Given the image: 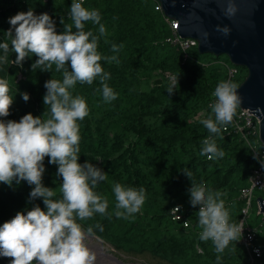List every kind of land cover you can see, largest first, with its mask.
Wrapping results in <instances>:
<instances>
[{"label":"trees","instance_id":"1","mask_svg":"<svg viewBox=\"0 0 264 264\" xmlns=\"http://www.w3.org/2000/svg\"><path fill=\"white\" fill-rule=\"evenodd\" d=\"M71 2L0 0V42H8L10 48L9 63H0V78L8 81L9 95L13 97L10 115L0 119L19 121L27 113L42 116L47 110L43 103L45 82L63 79L62 71H56L55 65L50 71H33L34 56L26 59L22 67L11 65L15 53L5 34L10 27L9 17L29 8L36 14L47 12L55 21L57 32H63L61 18L65 24H72ZM156 5L157 0H86L83 4L100 13V23L106 29L101 36L99 25L88 21L85 31L91 30L99 37L98 52L102 56H116L118 63L100 61L104 71L110 73L106 83L117 94L115 100L105 102L99 77L91 85L77 82L70 89L73 97H82L88 107V115L78 121L79 162L88 160L107 173L95 189L107 199V213H95L77 223L84 230L92 228L93 234L118 249L148 252L167 264H264V252L252 262L241 240L231 241L222 253L215 251L211 240L201 241L202 229L196 213L199 206H191L188 191L195 183L220 192L229 211V222L238 224L245 205L241 190L249 185L256 156L250 144L235 131L233 120L219 134L210 133L201 121L209 116L214 119L209 105L214 101L217 85L231 81L239 86L248 69L238 66V73L231 78L228 56L201 53L197 45L184 49L169 40L176 34L171 19ZM72 30L76 31L74 26ZM113 44L122 47L113 52ZM3 55L0 49V56ZM167 73L178 77L171 94L167 91L172 85ZM22 93L29 94L27 102ZM49 115L46 111L42 119ZM209 137L224 152L222 158L209 160L200 154L202 141ZM251 140L255 142L257 135ZM44 165L43 184L54 189L53 199H60L62 178L56 175L57 166L49 164L47 157ZM184 170L191 173V179ZM115 184L145 189L139 212L126 219L116 217ZM31 188L26 181L13 182L11 187L0 184V224L34 205L45 208L42 198L29 200ZM260 196L264 197V189L255 190L256 211ZM177 205L184 206L187 227L184 220H175L170 213ZM258 243L264 249V228L259 232ZM0 264H10L9 259L0 257Z\"/></svg>","mask_w":264,"mask_h":264},{"label":"clouds","instance_id":"2","mask_svg":"<svg viewBox=\"0 0 264 264\" xmlns=\"http://www.w3.org/2000/svg\"><path fill=\"white\" fill-rule=\"evenodd\" d=\"M224 11L229 17L235 13L231 0ZM69 17L72 24H65L61 18L64 30L57 32L52 16L47 12L36 14L29 8L9 17L10 27L5 31L11 40V52L15 53L11 65L22 67L26 59L34 56L33 71L37 68L50 71L55 65L56 71H62L63 75L62 81L52 78L44 84L47 91L43 103L49 118L42 119L45 111L42 116L27 113L19 121L0 119V184L11 187L13 182L26 181L32 186L29 200L42 198L45 206L42 209L37 204L26 213L18 211L0 224V257L9 259L10 264H96L97 261L96 252L86 243L93 230L88 228L85 231L77 220L90 219L95 213H107V199L95 191L107 173L88 160L79 162L78 121L88 115V107L82 97H73L70 89L77 82L91 85L99 77L105 102L115 100L117 94L106 83L110 73L104 71L100 61L118 63V60L116 56H102L98 52L99 37L91 30L85 31V23L91 21L99 25L101 36L105 34L106 29L100 23L101 16L97 10L85 8L83 0H72ZM73 26L76 31L72 30ZM217 30L225 35L230 31L219 26ZM119 47L113 44L112 51L117 52ZM0 49L4 53L0 56V63H9V43L0 42ZM176 85L178 77L173 79L167 91L173 93ZM237 88L231 81H221L217 85L213 92L215 102L209 105L214 119L209 116L201 121L210 133L219 134L222 127L232 122L241 102ZM9 91L8 81L0 78V118L10 115L13 97ZM21 95L25 102L30 98L28 93ZM202 145L200 154L209 160L224 156L210 137L205 138ZM46 157L49 164L57 166L56 175L62 178L60 199H53L56 195L54 189L43 184ZM184 171L191 179V173ZM113 191L117 218H128L139 212L144 204L145 189L142 187L137 189L115 184ZM188 191L191 206L199 205L196 213L202 229L201 241L211 240L215 251L222 253L231 241L240 240L243 221L239 224L229 222V211L224 200L220 199V192L209 191L203 184L195 183ZM181 207L177 205L171 209L170 213L177 219H180L177 213ZM97 227L103 230L100 225Z\"/></svg>","mask_w":264,"mask_h":264},{"label":"water","instance_id":"3","mask_svg":"<svg viewBox=\"0 0 264 264\" xmlns=\"http://www.w3.org/2000/svg\"><path fill=\"white\" fill-rule=\"evenodd\" d=\"M157 1L164 14L178 23V35L196 39L201 53L226 55L233 65L248 69L237 88L239 106L258 116L264 142V0H231L236 11L230 17L224 11L229 0ZM218 26L227 27L229 34L218 31ZM258 203L264 214V197H258Z\"/></svg>","mask_w":264,"mask_h":264},{"label":"built area","instance_id":"4","mask_svg":"<svg viewBox=\"0 0 264 264\" xmlns=\"http://www.w3.org/2000/svg\"><path fill=\"white\" fill-rule=\"evenodd\" d=\"M86 0H83V4ZM156 9L162 10L161 4L157 1ZM172 28L175 31V35L173 42L179 43L184 49L198 45V41L193 38H182L177 33V22L171 19ZM228 68L229 76L232 78L238 73V66L233 65L232 63H226ZM171 82L173 83V79L175 78L170 73H167ZM214 101L213 103L215 102ZM204 113L202 111L200 114ZM233 127L236 132L240 133L241 136L250 144L257 162L256 165L252 168L251 174L249 176V185L242 188L241 190V197L245 201V205L242 209V216L239 219L238 224L240 221H243V230H242V237L240 238L241 242L246 246L248 253L251 257L252 262L255 258H259L262 256L264 249L258 243V235L261 232L262 228H264V214L260 211V205L258 203V214L262 215L261 223H253L250 220L251 212L253 211V201L255 198V190L256 189H264V167H262V162H264V142L260 139L259 136V118L254 112H250L249 109H243L240 106L236 109V114L233 117ZM257 135V140L253 142L251 137ZM182 206V205H180ZM199 206V205H198ZM180 216V219H177L173 216L175 220H184L189 221L186 219L184 215V206L181 207L180 212L177 213Z\"/></svg>","mask_w":264,"mask_h":264},{"label":"rangeland","instance_id":"5","mask_svg":"<svg viewBox=\"0 0 264 264\" xmlns=\"http://www.w3.org/2000/svg\"><path fill=\"white\" fill-rule=\"evenodd\" d=\"M250 220L255 224L256 223L259 224L262 221V215L258 214V212L255 209H253V211L251 212ZM96 236L97 235L91 237L94 238L96 241L102 240L103 244L106 246V250L108 252H111L115 257L122 260L126 264H167L166 262L162 261L158 257L153 256L148 252H141V253L127 252L123 249L116 248L109 242H105L102 238ZM86 243L87 244L89 243V239L86 241Z\"/></svg>","mask_w":264,"mask_h":264},{"label":"bare ground","instance_id":"6","mask_svg":"<svg viewBox=\"0 0 264 264\" xmlns=\"http://www.w3.org/2000/svg\"><path fill=\"white\" fill-rule=\"evenodd\" d=\"M87 245L97 254L96 264H126L115 257L111 252H108L102 240L96 241L94 238L90 237Z\"/></svg>","mask_w":264,"mask_h":264}]
</instances>
